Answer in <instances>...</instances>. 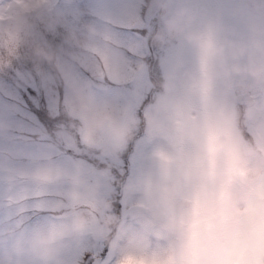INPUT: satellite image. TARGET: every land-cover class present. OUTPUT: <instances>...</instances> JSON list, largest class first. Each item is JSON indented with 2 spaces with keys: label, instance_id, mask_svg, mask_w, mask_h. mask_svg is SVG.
Instances as JSON below:
<instances>
[{
  "label": "clouds",
  "instance_id": "obj_1",
  "mask_svg": "<svg viewBox=\"0 0 264 264\" xmlns=\"http://www.w3.org/2000/svg\"><path fill=\"white\" fill-rule=\"evenodd\" d=\"M150 2L162 21L152 42L182 39L195 66L177 58L142 113L110 106L102 114L88 83L65 77L57 50L33 38L37 26L62 22L56 0H0V38L48 63L71 89L66 132H82L105 154L141 129L153 142L152 168L125 185L119 214L101 197L57 220L0 218V264H69L85 242L106 246L112 264H264V0H254L242 30L206 16L196 0ZM95 32L85 25L65 39L84 45Z\"/></svg>",
  "mask_w": 264,
  "mask_h": 264
},
{
  "label": "snow or ice",
  "instance_id": "obj_2",
  "mask_svg": "<svg viewBox=\"0 0 264 264\" xmlns=\"http://www.w3.org/2000/svg\"><path fill=\"white\" fill-rule=\"evenodd\" d=\"M122 7L119 2L113 5L105 18L111 27H95V35L84 45L76 39L49 44L42 34V42L57 50L65 77L86 81L91 89L105 81L134 83L143 70L137 66L142 60L139 34L133 31L140 21L131 9L121 16ZM119 28L128 29V34H119ZM70 97L71 89L59 72L46 62L34 63L22 49L0 38V218L57 220L82 201L101 198V180L110 175L105 159L109 154L89 149L82 132L64 130L62 106ZM97 110L112 111L107 104ZM96 160H104L105 167H98ZM34 170L41 171L40 181L32 180ZM69 264L111 262L94 247L81 246Z\"/></svg>",
  "mask_w": 264,
  "mask_h": 264
},
{
  "label": "rangeland",
  "instance_id": "obj_3",
  "mask_svg": "<svg viewBox=\"0 0 264 264\" xmlns=\"http://www.w3.org/2000/svg\"><path fill=\"white\" fill-rule=\"evenodd\" d=\"M248 0H197V6L210 17L221 20L228 26L242 30V22L246 17L255 15V10L247 7ZM122 3L121 16L129 10L140 21L134 32L139 34L140 55L143 70L137 75L134 83L113 84L105 81L93 89L98 104L116 106L117 109L126 107L134 113H142L158 91L159 83L166 74L172 72V66L177 58H182L186 67L195 66V56L191 47L182 39H174L164 45L152 42V35L162 27L160 14L157 11L150 20H143V10L148 0H56L59 12L62 14V22L57 24L54 30H46L40 26L33 29L34 39L45 44L41 40L42 34L49 44H60L64 41L69 31L76 35L82 34L85 25L94 27L105 26V18L110 9L117 3ZM239 9L238 14H234ZM117 32L127 35L128 29L119 28ZM152 49V50H150ZM152 141L148 140L141 129L137 137L119 148L115 153L109 154L105 159L110 168V175L102 178L99 195L109 198L113 204V210L119 214L126 207L125 185L135 176L145 174L152 168L149 153ZM96 165L105 167L104 160H96ZM7 216L3 217L6 218ZM34 222L42 223L46 220L33 218ZM85 247H89L87 243ZM99 252L102 259L110 260L112 254L103 244L92 246Z\"/></svg>",
  "mask_w": 264,
  "mask_h": 264
},
{
  "label": "water",
  "instance_id": "obj_4",
  "mask_svg": "<svg viewBox=\"0 0 264 264\" xmlns=\"http://www.w3.org/2000/svg\"><path fill=\"white\" fill-rule=\"evenodd\" d=\"M156 11H157V9L152 5V3L149 0L148 4L144 10V13H143V19L149 20L151 17L154 16Z\"/></svg>",
  "mask_w": 264,
  "mask_h": 264
},
{
  "label": "flooded vegetation",
  "instance_id": "obj_5",
  "mask_svg": "<svg viewBox=\"0 0 264 264\" xmlns=\"http://www.w3.org/2000/svg\"><path fill=\"white\" fill-rule=\"evenodd\" d=\"M196 2H197V0H196ZM253 5H254V0H248L247 1V7L250 9V10H255L254 9V7H253ZM153 47L152 48H154V43H153V45H152ZM150 50H152V49H150Z\"/></svg>",
  "mask_w": 264,
  "mask_h": 264
}]
</instances>
